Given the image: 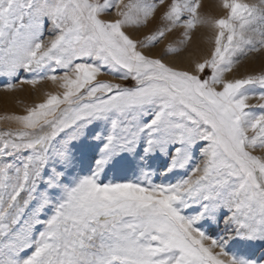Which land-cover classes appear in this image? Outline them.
Listing matches in <instances>:
<instances>
[{
  "label": "snow or ice",
  "instance_id": "1",
  "mask_svg": "<svg viewBox=\"0 0 264 264\" xmlns=\"http://www.w3.org/2000/svg\"><path fill=\"white\" fill-rule=\"evenodd\" d=\"M158 4L130 0L112 22L100 17L120 0H0L4 89H65L5 117L21 129L0 133V264H264V158L250 151L264 149V103H246L264 100V74L223 78L264 48V0H223L215 21L200 0H171L152 35L122 30ZM198 25L218 31L194 72L139 50L181 28L165 55L182 53Z\"/></svg>",
  "mask_w": 264,
  "mask_h": 264
},
{
  "label": "rangeland",
  "instance_id": "2",
  "mask_svg": "<svg viewBox=\"0 0 264 264\" xmlns=\"http://www.w3.org/2000/svg\"><path fill=\"white\" fill-rule=\"evenodd\" d=\"M99 3H103V0H97ZM130 0H120L119 8H111L108 12L104 13L100 18L105 21L114 22L120 19L116 15L117 11H124V5L128 4ZM151 2V0H148ZM242 3L258 4L259 0H240ZM201 7L198 10L203 18L209 21H215L217 19L225 18L227 16V10L223 8V0H200ZM171 4V0H164V4H158L153 17L141 28L125 27L122 29L127 35L136 41L143 40L146 36L152 35L157 31L158 28L164 26V21L161 20L162 15L167 11L168 6ZM218 29H215L211 25H198L193 29L191 36L192 39L184 46V51L179 54L165 55L166 47L171 44L174 47L177 46V41L181 38L183 29L175 28L171 33H166L164 38L156 44L154 48H140L145 55H149L152 58H163V62L168 64L177 70L194 72V63L199 61L202 62L204 58L209 57L211 51L215 47L214 39ZM54 38V34L48 31V27H45L44 39L50 40ZM63 71H57L56 75H63ZM210 70L205 69L204 75H210ZM264 74V48L259 51L248 52L246 55L239 57V63L235 64L231 72H226L224 74V80H235L243 79L248 75H260ZM20 77L31 78L33 74L20 72ZM74 78V77H73ZM6 82V78H0V133L7 131H18L21 126L15 121L5 119L9 116H24L27 115V110L34 107L37 104L43 103L49 95H59L62 97L65 89L60 87L61 81L57 80L53 82L48 79H43L35 86L31 84H20L16 81V87L7 91L4 89L3 85ZM94 82H108L114 84H120L121 86L129 85L130 81H123L112 75L102 73L96 77ZM217 90H222V85L215 86ZM255 92L259 93L261 89L256 86ZM246 103L250 106L259 105L264 103V100L258 99L256 96L250 98ZM65 107L61 105L62 109ZM252 111L259 112V107H254ZM59 111V109H58ZM253 131L249 130L247 135L251 137ZM252 155L264 158V149L256 148L250 150ZM201 157L199 156V151L196 152V159L193 164L199 163ZM115 179L119 181H124L128 179H133L131 175L117 176ZM31 250H27L26 253L22 255L30 254Z\"/></svg>",
  "mask_w": 264,
  "mask_h": 264
}]
</instances>
